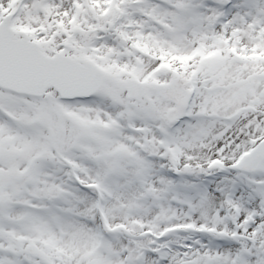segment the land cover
<instances>
[{"label": "snow or ice", "instance_id": "6c2138e0", "mask_svg": "<svg viewBox=\"0 0 264 264\" xmlns=\"http://www.w3.org/2000/svg\"><path fill=\"white\" fill-rule=\"evenodd\" d=\"M0 264H264V0H0Z\"/></svg>", "mask_w": 264, "mask_h": 264}]
</instances>
